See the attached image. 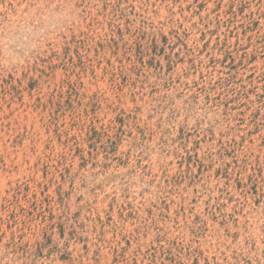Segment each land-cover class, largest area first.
Segmentation results:
<instances>
[{"label": "rangeland", "instance_id": "1", "mask_svg": "<svg viewBox=\"0 0 264 264\" xmlns=\"http://www.w3.org/2000/svg\"><path fill=\"white\" fill-rule=\"evenodd\" d=\"M0 264H264V0H0Z\"/></svg>", "mask_w": 264, "mask_h": 264}]
</instances>
